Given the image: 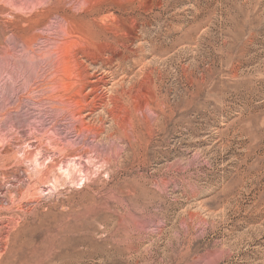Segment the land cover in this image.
Returning <instances> with one entry per match:
<instances>
[{"label":"rangeland","instance_id":"1","mask_svg":"<svg viewBox=\"0 0 264 264\" xmlns=\"http://www.w3.org/2000/svg\"><path fill=\"white\" fill-rule=\"evenodd\" d=\"M0 264H264V0H0Z\"/></svg>","mask_w":264,"mask_h":264}]
</instances>
